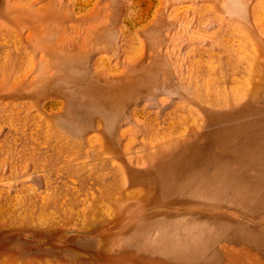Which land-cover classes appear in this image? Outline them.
<instances>
[{
	"label": "rangeland",
	"instance_id": "obj_1",
	"mask_svg": "<svg viewBox=\"0 0 264 264\" xmlns=\"http://www.w3.org/2000/svg\"><path fill=\"white\" fill-rule=\"evenodd\" d=\"M0 264H264V0H0Z\"/></svg>",
	"mask_w": 264,
	"mask_h": 264
}]
</instances>
